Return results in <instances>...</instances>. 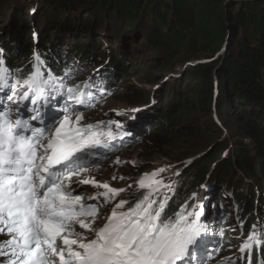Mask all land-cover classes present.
Segmentation results:
<instances>
[{"label": "snow or ice", "instance_id": "6c2138e0", "mask_svg": "<svg viewBox=\"0 0 264 264\" xmlns=\"http://www.w3.org/2000/svg\"><path fill=\"white\" fill-rule=\"evenodd\" d=\"M35 59L32 71L11 83L0 60V90L11 91L4 92L7 103L0 104V235L7 236L0 241V257L6 264H183L195 259L194 250L207 231L200 222V205H193L192 211L182 206L174 217L163 218L165 201L157 203L153 196L172 187L156 179L164 167L142 174L137 185L146 191L133 206L121 210L128 201L120 200L101 226H94L100 218L95 201L111 203L127 189L95 177L81 179L89 171L83 158L128 133H121L119 120L82 124L83 115L74 106H94L90 89H101L103 96L102 86L90 79L68 86L71 71L63 76L45 73L43 61L38 55ZM47 105H61L59 120L50 117L54 129L33 126L30 121L44 123L41 109ZM21 106L32 113L30 120L21 118ZM78 185L102 191L85 196L74 191ZM260 243L252 232L239 251Z\"/></svg>", "mask_w": 264, "mask_h": 264}, {"label": "trees", "instance_id": "16d2710c", "mask_svg": "<svg viewBox=\"0 0 264 264\" xmlns=\"http://www.w3.org/2000/svg\"><path fill=\"white\" fill-rule=\"evenodd\" d=\"M78 9L87 14L84 19L64 18L61 22L57 21V13H70ZM47 10L56 11L57 20L52 23L55 26L52 29L57 33L43 34L44 41L40 38L37 47H32L30 37L23 36L21 27L28 22L25 10L10 18L12 29L4 27V33L10 32V36L12 34L13 37L7 40L3 33V42L0 35V60H3L8 70L17 71L15 72L17 78L24 72L29 73L37 55L43 61V71L57 76L63 68L61 51H58V45H61L63 38L54 39V36L65 37L79 31L82 36H87L88 42L82 40L79 44H73L71 50L77 65H89L88 63L100 59L98 65L104 69L101 74L103 78L96 80L95 84L101 85L102 91L108 90V87H112L114 85L112 83L116 82L117 70L120 68V63L116 59L110 62L116 49H112L110 45L112 41L107 40L109 45L106 46L109 51H101L100 41L95 43L89 36L95 27L105 34L118 33L117 27H108L116 26L114 23L117 25L121 23L124 29H130L141 21L144 23L145 41L161 49L167 57L181 62L199 60L189 73L188 77L193 79V82L189 85L187 93L179 90L178 96L181 100L175 101L170 110L165 106L157 110L156 118L166 121L164 123L159 120L160 122L153 124L152 119L149 122L152 126L149 127L148 137L152 144L157 146L174 134L170 112L180 113L183 110L190 119L198 114L211 115L214 108L219 107L223 100L237 101L240 109L237 116H240L241 120L236 130L251 140L252 145L239 143L237 148L231 151L227 165L221 169V173L225 174L226 171L228 176L231 172V176L223 183L217 175L212 179L211 185L225 188L222 190L227 200L230 196L228 194L231 193L230 199L236 205L239 220L236 216L233 218L238 221L242 230H248L241 231L244 237L254 228L253 212H257L258 219L264 226V185L258 187L254 183L258 181L260 174L264 179V0H45V11ZM37 12L32 15L33 20L37 19ZM43 13L44 11L41 14L45 16ZM103 18L108 23L114 22L113 25L107 24L108 26L103 27L94 23ZM15 21H18L17 24ZM34 23L36 22L33 21ZM36 32L39 37L42 35L40 29ZM109 54L111 58L108 57ZM203 59L207 60L201 61ZM129 68L132 69L133 66L130 65ZM106 69H109V73ZM110 79L113 82L108 83ZM98 92H101V89ZM221 109L222 107L218 108V112H221ZM222 114L220 119L224 121L226 113ZM181 116L183 120L186 119L183 114ZM204 168L205 166L197 168L196 175H193L189 184L185 181L175 183L174 190L166 195L171 198L163 210L164 217L170 214L174 216L177 204L189 209L188 206L193 202V189L200 185L199 181L203 179L205 173ZM233 180L236 184L231 185ZM243 182L244 186H247L244 194L241 192ZM145 191L138 186L131 188L125 199L122 198L128 201V204L121 210L133 206L142 198ZM156 197L154 199L159 203L160 199ZM222 203L220 200L216 201L215 213L224 219L225 211L220 208ZM259 231L257 229L255 231L257 239L264 238V232ZM253 249L255 250V247ZM248 256L245 253L244 261ZM246 262L264 264V247L256 261Z\"/></svg>", "mask_w": 264, "mask_h": 264}, {"label": "rangeland", "instance_id": "374dc122", "mask_svg": "<svg viewBox=\"0 0 264 264\" xmlns=\"http://www.w3.org/2000/svg\"><path fill=\"white\" fill-rule=\"evenodd\" d=\"M24 10L28 16V22L21 28H23V36L31 38L32 47L38 46L40 38L44 41V35H49L51 32L52 34L57 33V31L52 29V27H55L52 23H54L57 15L58 20H56L60 22L64 18L82 20L87 15L82 9L73 10L70 13H57V15H55L56 11L47 10L46 12L45 0H4L0 2V30H2L0 31V35L2 41L4 40L2 35L4 33V27L9 28V30L13 28L12 24H10V18L23 13ZM43 11L45 16L41 14ZM34 12H37L36 20H33L34 16L32 15ZM46 15H48V17ZM33 21H35L38 26H35L36 23L33 24ZM17 22L18 21H15L16 24ZM94 23L105 27L108 26L107 24L113 25L114 22L108 23V21H105L103 18L102 20L99 19L98 21H94ZM44 24L48 26L46 25L43 27ZM114 24L116 26L108 27H117L116 29L119 30L118 33H112L113 35H111V33L105 34L103 31L99 32L95 27L92 33H90L92 35L89 34L90 36H88L92 38L91 41L95 43L100 41L99 45L101 51H109V48L106 46L109 45L107 40L112 41L110 45L112 49L116 50H114V56L111 60V54H109L108 57H110V62L116 59L117 62L120 63V68H118L116 74L117 80L115 83H112L114 84L112 87H108V90L103 91V96H101V92L95 93L97 97L92 102L94 106H91L89 110L83 111L79 110L81 107H74L77 112L83 115L82 124H95L97 121L106 122L108 120H119L124 125L121 133L126 132L128 135H122L124 138L120 139L122 142L121 151L119 149H110L109 147H103L100 152L95 153L92 152L93 150H90L83 158L86 163H83V167L87 168L89 171L82 173L80 178L85 179L96 176V180L100 182L110 181L115 184L117 188L121 187L127 189L114 200L118 203L122 198L125 199L126 193L131 188L138 186L132 182L134 180L138 181L143 173H151L155 169L164 167L166 170L160 173L156 179L162 178L165 183L173 186L175 183L181 181H185L189 184L190 181H192L191 178H193V175H196L195 171L197 168L205 166L204 177L199 181L200 185L193 189V202L192 205H189L188 211L193 210V205H200L198 210L201 211V223L205 224L207 227L203 239L205 237L209 239L207 232L208 230L210 231V226L213 224L210 222L216 219V222L219 224L216 232L219 233L220 236H225L224 239H226V241L218 239L223 242L220 248L221 252L217 251V245H214L215 250L220 254L213 253V256H211L209 255L211 251L202 253L201 259H204L202 263L247 264V262L244 261L245 253L237 250L246 237L242 234V228H240L238 221L233 218L236 216L239 220L236 205L233 203V200L230 199L231 193L229 192L230 196L228 201L227 199H221L222 195L218 196V189L225 188H220L218 185L210 187L212 179L216 178L217 175H219L223 183H226L228 176H231V172L228 173V176L226 171L225 174L221 173V169L227 165L231 151L235 150L241 142L252 145L251 140L245 138L238 129L236 130L238 122L241 120V117L237 116L240 111L239 104L233 99L230 101L223 100L220 102L219 107L216 106L214 108L211 115L198 114L190 119L183 110L180 113L176 111L170 112L169 116L172 118L171 123L174 127V134L158 143L157 146H154L147 134L149 127L152 126L149 122L153 119V124L159 120L165 123L166 120L156 118L157 110L163 109L164 106L170 110L175 101L181 100L180 96H178L179 90L187 93L189 85L193 82V79L188 77L189 73L192 66L199 60H186L181 62L173 61L167 57L161 49L145 41L143 35L144 23L141 21H138L137 25L130 29H124L125 27L121 23L119 25H117V23ZM35 27L42 31L41 36L43 37L36 35L37 29H35ZM4 37L10 40V37H13V35L11 34L10 36L9 32L6 33ZM55 38H63L60 42L61 45H58V51H61L63 56L60 57V59L63 58V61H61L62 64L65 62L73 64L74 55L71 50L73 44H79L82 40L87 41V36H82L79 31L78 33H70L65 37H58V35H56L54 36V39ZM99 60L100 59H97L95 62L88 63L89 65H86V69L84 70H81L82 67L78 70L71 71V77H73L71 81L79 78V76L85 75L88 78L92 77L91 80L97 77L101 78L104 69L101 65H98V63H100ZM205 60L207 59L201 61ZM171 64H173V66ZM130 65L133 66L132 69L129 68ZM106 72L109 73V69H106ZM111 82H113V80H108V83ZM95 83L96 81H94V84ZM2 91L4 90H0V95ZM220 107H222V111L218 112V108L220 109ZM12 109L14 110L13 114L16 116V107L13 106ZM56 109L51 117H55L58 121L60 116L57 113L60 107L57 106ZM134 109H139V111H133ZM223 112L226 113L224 115L226 121H221L220 119ZM29 114V112L24 115L21 113V118L30 120L31 115ZM181 114L184 115V118H186L185 120H183ZM51 121L50 119L49 122ZM30 123L35 127H40L41 124L32 121H30ZM50 127V129H54V124ZM113 130H115L114 125ZM116 140L119 139L117 138ZM154 148H158L160 151ZM117 158L120 160L119 164L115 163ZM177 173L179 174L177 175ZM113 176L117 177L115 181L111 179ZM121 176L124 177L123 180L119 179ZM145 179L149 180L151 177H146ZM262 179L263 175L260 174L258 181L254 183L258 187H261L264 185V179L260 182ZM244 183L245 182L242 183L241 188L243 194L246 193L247 188L246 185L244 186ZM230 184H236V181L233 180ZM128 185L132 187L128 188ZM76 189L82 190L85 196L87 193L95 190L91 185H80L75 188L74 191H76ZM164 191L165 190L161 189L160 192ZM221 192L226 196L225 192ZM169 193L170 192L166 193L165 196ZM155 196L157 195H154L153 198ZM219 200L223 202L220 208L225 211L226 218L224 219H221L220 216H216L215 213L217 211L215 206L216 201L219 202ZM100 202L101 201H98V203ZM112 204H114V202L109 203V205ZM100 213L101 211L99 214ZM252 214L254 228L251 229V232H255V223L259 222V217L257 212H253ZM99 217L100 218L94 225L97 228L104 222L106 215H99ZM205 218L206 220H203ZM251 232H249L248 235ZM6 239V235H0V241ZM206 245L208 244L202 241V244L194 250L195 253L200 254V250L203 251L202 247H206ZM206 255H209V258L206 257ZM211 257H214V259H211ZM0 264H6V258L0 257Z\"/></svg>", "mask_w": 264, "mask_h": 264}, {"label": "bare ground", "instance_id": "6f19581e", "mask_svg": "<svg viewBox=\"0 0 264 264\" xmlns=\"http://www.w3.org/2000/svg\"><path fill=\"white\" fill-rule=\"evenodd\" d=\"M3 93H4V91H2L1 92V95H3ZM0 95V96H1ZM58 105H53V107H52V105H47V106H45L44 108H42L41 109V111L43 112V118H44V120H45V126H47L48 128H51L50 126L53 124V121H51V122H49L50 121V117L52 116V114H53V112L55 111V109H56V107H57ZM76 106H78V108L79 107H81L79 110H83V111H85L86 109H85V105H76ZM57 110V109H56ZM57 115V114H56ZM58 116V115H57ZM28 119V118H27ZM59 120V119H58ZM53 127V126H52ZM122 138H124V137H118V139L119 140H114V141H111L110 143H109V148L110 149H119L120 151H121V145H122V142L120 141V139H122ZM119 146V147H118ZM103 149V147H100V148H97V149H92L93 151V153H95V152H100L101 150ZM104 157V156H103ZM84 164H86L85 162H84ZM96 177V176H95ZM78 186H80V185H78ZM78 186H76L75 188H77ZM83 186H86V185H83ZM210 187H212V185L210 186ZM76 190H78V189H76ZM221 191H223L222 189H220L218 192H219V194H218V196L219 195H222V198L221 199H225V196L222 194V192ZM171 193V192H170ZM169 193V194H170ZM80 194H83L82 192L80 193ZM168 194V195H169ZM83 195H85V194H83ZM229 195V194H228ZM96 203H98V201H95ZM90 203H91V201H90ZM188 208H189V206H188ZM168 213V212H167ZM167 215V214H166ZM165 216V215H164ZM210 223H216L215 225H211L210 226V231L212 232V233H215V234H218L219 235V233H217L216 231H217V229H218V227H219V224L216 222V219L214 220V221H212V222H210ZM216 228V229H215ZM213 229V230H212ZM247 235V234H246ZM221 237H225V236H221ZM210 239H213V237L212 238H210ZM215 239H217V244H214V245H217V251H220L221 249V247H222V243L223 242H221V241H219L218 239L219 238H215ZM211 243H209V245H210ZM214 245H213V251L211 252V253H209V255H211V256H213V253L214 254H216V253H218L216 250H215V247H214ZM219 246V247H218ZM205 252H208L207 250H204L203 249V251H201L200 250V254H197V253H195V256H196V258L195 259H193V260H189L190 259V257L189 258H187L186 259V261L185 262H183V264H194L195 262H200V263H202L203 261H204V259L202 260L201 258H202V253H205ZM221 252V251H220ZM218 254H220V253H218ZM205 255V254H204ZM209 255H206V257H208L209 258Z\"/></svg>", "mask_w": 264, "mask_h": 264}, {"label": "water", "instance_id": "95a60500", "mask_svg": "<svg viewBox=\"0 0 264 264\" xmlns=\"http://www.w3.org/2000/svg\"><path fill=\"white\" fill-rule=\"evenodd\" d=\"M236 1H242V0H236Z\"/></svg>", "mask_w": 264, "mask_h": 264}]
</instances>
